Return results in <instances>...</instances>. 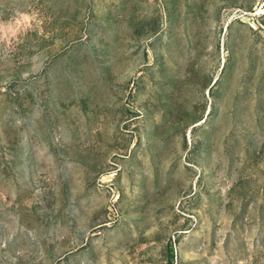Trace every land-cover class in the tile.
Returning <instances> with one entry per match:
<instances>
[{
    "label": "rangeland",
    "instance_id": "obj_1",
    "mask_svg": "<svg viewBox=\"0 0 264 264\" xmlns=\"http://www.w3.org/2000/svg\"><path fill=\"white\" fill-rule=\"evenodd\" d=\"M0 264H264V0H0Z\"/></svg>",
    "mask_w": 264,
    "mask_h": 264
}]
</instances>
